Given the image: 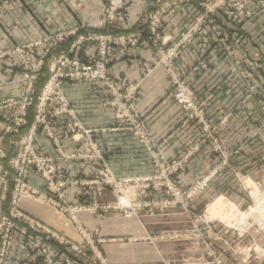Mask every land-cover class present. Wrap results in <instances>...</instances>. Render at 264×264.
Masks as SVG:
<instances>
[{"label": "rangeland", "instance_id": "rangeland-1", "mask_svg": "<svg viewBox=\"0 0 264 264\" xmlns=\"http://www.w3.org/2000/svg\"><path fill=\"white\" fill-rule=\"evenodd\" d=\"M130 1L114 12L122 18L111 24L106 18L109 0H93L91 13L100 14L84 23L56 26L26 41L9 33L1 39L0 34V264H264V51L259 45L251 47L243 29L264 14V0L175 5L177 0L160 5L143 0L138 31L114 34L129 20ZM86 2L0 0V14L54 13L60 8L81 16L90 13ZM183 7L198 11L175 38L164 34L165 21ZM152 13L159 18L155 36ZM136 33L139 41L146 36L155 59L151 66L142 64L140 78L130 81L112 68L122 58L118 44L110 43L106 64L99 51L102 38L115 42ZM197 39L210 48L184 70L182 53ZM90 44L95 45L94 54L81 56L80 50ZM77 61L89 65L87 72L80 71L88 75L72 76L81 70ZM216 61L226 65V77L235 81L232 86L221 82L222 97L229 92L237 97L221 113L212 104L215 92H198L194 82V76ZM158 67L170 84L164 99L180 109L178 127L188 125L196 135L174 159L163 154L160 144L166 138L152 137L135 105L142 80ZM53 77L56 86L41 107ZM82 80L96 88L99 104L111 111V131L137 140L148 158V173L118 176L109 167L107 153L95 140L105 128L85 126L62 88L65 81ZM229 121L252 129L230 137L222 132ZM40 138L51 142L55 155L37 149ZM250 142L254 157L244 167L236 159ZM205 151L212 163L190 184L179 183L176 175ZM39 158L56 172L46 177ZM85 159L97 160V168L77 173L75 163ZM30 204L45 218L26 212ZM82 215L88 220H81Z\"/></svg>", "mask_w": 264, "mask_h": 264}, {"label": "crops", "instance_id": "crops-1", "mask_svg": "<svg viewBox=\"0 0 264 264\" xmlns=\"http://www.w3.org/2000/svg\"><path fill=\"white\" fill-rule=\"evenodd\" d=\"M92 3L93 0H87L86 9H90V13H82L81 16L79 15L80 13H73L72 9L64 10L60 8L55 9L54 13H12L6 11L0 14L1 39L9 33L19 41H26L34 37V35L37 37L44 35L56 26L72 27L78 23H84L89 18L100 14L91 13ZM143 7V0H131L129 4V20L119 25L120 27L112 32L116 34L138 31L144 16V13H141ZM193 11L195 12L193 13ZM197 11L183 7L177 13L172 14L164 23L163 33L175 38L190 23ZM82 17L84 21H82L83 19L81 20ZM2 29H5V34L2 33L3 31L1 32ZM243 29L250 38L251 47L254 48L259 45L262 51H264V14L258 21L245 23ZM202 43L204 42L197 39L194 43L186 46L181 56V68L185 70L205 55V52L210 47L205 43L200 46ZM94 52L95 45L90 44L89 47H83L79 54L84 57H91ZM154 59L155 53L144 35L136 46L129 48L119 61L112 64V68L116 75L127 77L130 81H137L141 76V65L146 63L151 66ZM219 62L216 61V64L212 68L194 76V82L195 89L198 92H206L209 90L215 92L212 104L221 113L230 107L237 97L230 92L226 94L225 100L222 97V93L219 91L221 82H226L228 86H232L235 81L230 79V76L226 77L227 67L222 62ZM9 80L11 81L10 83L15 82L13 78ZM62 88L74 102L85 126L89 128H105L95 134V140L97 145L107 153L105 155L106 161L116 175L126 176L146 174L149 172L147 166L148 158L142 151L137 140L128 133L111 131L110 127L114 126L112 113L109 109L99 104L97 100L98 94L94 86L83 80L65 81L63 82ZM169 89L170 84L163 70L159 67L155 68L142 80L135 105L138 113L148 125L152 137L157 141H160L164 137L166 138V143L160 144V149L163 154L167 159H174L184 153L186 147L195 140L196 135L188 125L178 127L181 117L180 109L173 102L164 99V95L168 93ZM251 129L252 125L246 124L239 127L235 122L229 121L222 128V132L235 138L236 136L242 137L247 135ZM234 142L236 141L234 140ZM36 145L41 153L55 155L50 141L40 138ZM69 147V150H73L70 145ZM254 148L252 142L245 145L241 153L237 156L236 161L246 167L254 157ZM207 163H212L209 152L199 153L191 159L183 171L176 175V180L182 185L190 184L194 179L201 176L206 169ZM75 164L76 166L74 167H76L75 171L77 173H86L95 171L98 166V161L85 159ZM80 168L84 170H80ZM39 189L43 190L42 187H39ZM34 206L31 204L26 205L24 207L26 210H24L28 213L32 212V215L35 214L44 219L45 214L43 213L41 215L37 211L39 208ZM80 217L81 220H88L87 215ZM150 257L148 256V258Z\"/></svg>", "mask_w": 264, "mask_h": 264}, {"label": "built area", "instance_id": "built-area-1", "mask_svg": "<svg viewBox=\"0 0 264 264\" xmlns=\"http://www.w3.org/2000/svg\"><path fill=\"white\" fill-rule=\"evenodd\" d=\"M127 1H129V0H109V3H110V13H107V16H106V18H107V23L108 24H111L112 22H114L115 20H116V18L117 17H120V18H122L121 16H120V13H114V12H116V11H119L120 9H121V7L127 2ZM146 1H148V2H150V4L151 5H160L163 1H167V0H146ZM176 1V0H175ZM190 2V0H177L176 2H174V3H172V5H175L176 3L177 4H183V3H189ZM166 5V4H165ZM151 14V13H150ZM149 14V15H150ZM153 15H150V16H152V23H151V25H152V32H151V34L153 35V36H155L156 34H155V31H154V29L155 28H157V26H159V18L158 17H155V13H152ZM126 15V14H125ZM124 17H127V16H124ZM119 19V18H118ZM140 37H141V35L139 34V33H136V34H131V35H126V36H121V37H119L118 39H114L115 40V42H112V40L110 39V38H102V42H101V44H102V46H101V49H100V51H99V58L101 59V61H103L104 62V64H106V62H107V57H108V54H109V51H110V43H112V44H118V46H119V49H120V58L122 57V56H124V52H126V49L128 48V47H130V46H134V45H136L137 43H138V41H139V39H140ZM113 40V41H114ZM77 45V42H75V44L73 45V47H75ZM106 56V57H105ZM82 62V61H81ZM76 65H78L79 67H81V70H79V71H77L76 72V74H74V75H72V76H86V75H88V74H82L81 72L82 71H84V72H87L89 69H90V67H89V65H86V64H84V63H79L78 61H77V63H76ZM103 67V66H102ZM81 71V72H80ZM79 72H80V74H79ZM54 82H55V77H53L51 80H50V82L45 86V90H44V92H43V94H42V100H41V107H44V106H46L47 104V102H48V98H47V96H49L50 95V90H52L53 89V87L52 86H56L55 84H54ZM181 96V98H183V95L181 94L180 95ZM22 122H24V121H22ZM22 124V123H21ZM20 124H16L15 126H19ZM11 126H14V124H9V127H11ZM34 133V131L32 132V134ZM88 133H90V132H88ZM36 160V159H35ZM33 163V162H32ZM37 163L39 164V166L42 168V167H45V170L43 171V174L46 176V177H48V176H50L51 174H54L55 172H56V168L52 165V164H50V162L48 161V160H46V159H41V158H39V159H37ZM110 177H112V176H110ZM35 262V261H34Z\"/></svg>", "mask_w": 264, "mask_h": 264}]
</instances>
